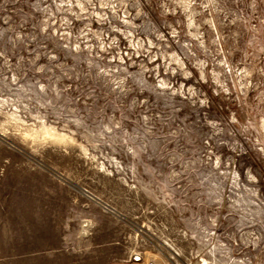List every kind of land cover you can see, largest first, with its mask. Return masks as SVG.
Returning <instances> with one entry per match:
<instances>
[{
  "label": "rangeland",
  "instance_id": "rangeland-1",
  "mask_svg": "<svg viewBox=\"0 0 264 264\" xmlns=\"http://www.w3.org/2000/svg\"><path fill=\"white\" fill-rule=\"evenodd\" d=\"M150 258L264 264V0H0V264Z\"/></svg>",
  "mask_w": 264,
  "mask_h": 264
},
{
  "label": "built area",
  "instance_id": "built-area-1",
  "mask_svg": "<svg viewBox=\"0 0 264 264\" xmlns=\"http://www.w3.org/2000/svg\"><path fill=\"white\" fill-rule=\"evenodd\" d=\"M136 259L138 261H141L142 260L139 255L136 257ZM137 264H158V262H157V260L155 258H150V259H147V260L146 259H143L142 262H139Z\"/></svg>",
  "mask_w": 264,
  "mask_h": 264
},
{
  "label": "bare ground",
  "instance_id": "bare-ground-1",
  "mask_svg": "<svg viewBox=\"0 0 264 264\" xmlns=\"http://www.w3.org/2000/svg\"><path fill=\"white\" fill-rule=\"evenodd\" d=\"M49 133V132H48ZM52 133V132H51ZM50 133V134H51ZM53 135H58V136H60L61 138L63 137V135L62 134H59V133H53ZM203 264H210L207 260H204V263Z\"/></svg>",
  "mask_w": 264,
  "mask_h": 264
}]
</instances>
